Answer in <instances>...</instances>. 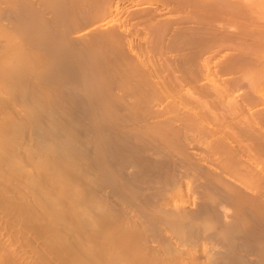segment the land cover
<instances>
[{
    "label": "bare ground",
    "instance_id": "bare-ground-1",
    "mask_svg": "<svg viewBox=\"0 0 264 264\" xmlns=\"http://www.w3.org/2000/svg\"><path fill=\"white\" fill-rule=\"evenodd\" d=\"M0 264H264V0H0Z\"/></svg>",
    "mask_w": 264,
    "mask_h": 264
}]
</instances>
